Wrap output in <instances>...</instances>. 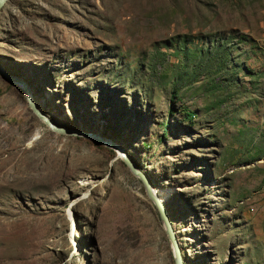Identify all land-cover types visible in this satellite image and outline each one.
<instances>
[{
	"label": "rangeland",
	"instance_id": "rangeland-1",
	"mask_svg": "<svg viewBox=\"0 0 264 264\" xmlns=\"http://www.w3.org/2000/svg\"><path fill=\"white\" fill-rule=\"evenodd\" d=\"M0 68L169 192L182 264H264V0H7ZM21 89L0 77V264H173L117 152Z\"/></svg>",
	"mask_w": 264,
	"mask_h": 264
},
{
	"label": "water",
	"instance_id": "water-1",
	"mask_svg": "<svg viewBox=\"0 0 264 264\" xmlns=\"http://www.w3.org/2000/svg\"><path fill=\"white\" fill-rule=\"evenodd\" d=\"M7 0H0V8L1 6L6 2ZM0 77L3 78L6 82H9L11 84H14L17 87L22 88L21 90L24 93L25 96V100H26V104L28 106V108L30 109V111L37 117V119L39 121H41L48 130L57 133V134H62V135H67V136H77V137H83V138H87L91 141H93L94 143L97 144H101L104 145L112 150H114L115 152H117L118 157L121 159L122 163L127 167V169L129 170V172L136 177L140 183L143 186V190L145 193L146 198L152 203L159 221L161 222V225L164 229L166 238L169 242L170 248H171V252H172V262L173 264H182V260L180 257V253H179V249L177 247V243L175 241L174 235H173V231L171 229V226L168 222V216H167V212L164 208V205L158 200L156 199L152 192H151V186L148 182V180L146 179V177L140 173L139 171L135 170V168L132 166V164L128 161V159L126 158L125 154L122 152L121 149H119L116 145H114L112 142L105 140L103 138H100L96 135L93 134H89V133H83V132H77V131H70V130H66L63 129L61 127H59L57 124H55L54 122H51L49 119H47L37 108L36 104L33 102L31 96L29 95L28 91L23 88V86L20 84L19 86L17 84H19L13 77L7 75L2 68H0Z\"/></svg>",
	"mask_w": 264,
	"mask_h": 264
},
{
	"label": "bare ground",
	"instance_id": "bare-ground-1",
	"mask_svg": "<svg viewBox=\"0 0 264 264\" xmlns=\"http://www.w3.org/2000/svg\"><path fill=\"white\" fill-rule=\"evenodd\" d=\"M83 186L85 187H91V183L87 182V183H83ZM151 192L153 194V196L158 199L162 204L165 202V199L167 196H169V192L168 191H158L155 190L151 187Z\"/></svg>",
	"mask_w": 264,
	"mask_h": 264
},
{
	"label": "trees",
	"instance_id": "trees-1",
	"mask_svg": "<svg viewBox=\"0 0 264 264\" xmlns=\"http://www.w3.org/2000/svg\"><path fill=\"white\" fill-rule=\"evenodd\" d=\"M185 113H186V116H187L188 119L193 117V113L192 112L186 111Z\"/></svg>",
	"mask_w": 264,
	"mask_h": 264
}]
</instances>
